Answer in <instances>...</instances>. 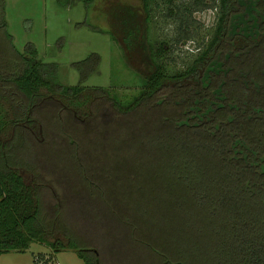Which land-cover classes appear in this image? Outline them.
I'll list each match as a JSON object with an SVG mask.
<instances>
[{"label": "trees", "instance_id": "16d2710c", "mask_svg": "<svg viewBox=\"0 0 264 264\" xmlns=\"http://www.w3.org/2000/svg\"><path fill=\"white\" fill-rule=\"evenodd\" d=\"M178 1L143 0L142 22L113 9L147 66L128 92L66 85L35 45L20 52L0 0L1 124L13 131L0 139V258L54 240L85 264L115 252L132 264H264V0ZM163 5L177 9L178 35L155 40ZM208 9L211 36L177 68L175 49L198 38L184 15ZM100 64L93 53L73 66L83 82Z\"/></svg>", "mask_w": 264, "mask_h": 264}, {"label": "rangeland", "instance_id": "374dc122", "mask_svg": "<svg viewBox=\"0 0 264 264\" xmlns=\"http://www.w3.org/2000/svg\"><path fill=\"white\" fill-rule=\"evenodd\" d=\"M183 1L188 0H179L178 4ZM115 7L132 9L139 15V22L147 17L143 0H95L90 10L80 0H72L65 8L57 0H6V19L16 48L24 52L28 44L35 45L44 62L60 66V74L66 85L115 87L130 92L143 85L142 72H146L147 66L141 58L134 59L126 49L123 35L115 27ZM171 10L174 14L168 17ZM152 16V36L155 40H170L178 35L177 9L163 5ZM184 16L197 29L198 38L188 42L187 46V43H181V47L175 49L177 68L183 67L192 56L198 54L203 42L211 36L219 13L216 9H208L195 12L192 19L189 13ZM98 29L111 31L115 40L111 34ZM93 53L100 55V67L94 75L81 82L73 64L82 62ZM2 116L9 124L7 121L11 115L6 105L0 107V139L7 140L13 131L8 124H1ZM39 153V150H33L32 156ZM26 154L29 156V153ZM53 242L33 243L25 253H5L0 258V264H37L38 258L42 259L40 264L47 260L50 262L46 264H85L75 250L65 248L61 253H55L51 246ZM122 254L124 252H115L108 263L132 264L125 261Z\"/></svg>", "mask_w": 264, "mask_h": 264}]
</instances>
